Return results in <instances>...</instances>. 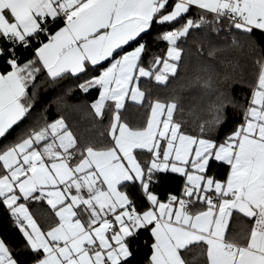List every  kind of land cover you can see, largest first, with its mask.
<instances>
[{
	"label": "snow or ice",
	"instance_id": "snow-or-ice-1",
	"mask_svg": "<svg viewBox=\"0 0 264 264\" xmlns=\"http://www.w3.org/2000/svg\"><path fill=\"white\" fill-rule=\"evenodd\" d=\"M0 222V264H264V0H0Z\"/></svg>",
	"mask_w": 264,
	"mask_h": 264
},
{
	"label": "trees",
	"instance_id": "trees-1",
	"mask_svg": "<svg viewBox=\"0 0 264 264\" xmlns=\"http://www.w3.org/2000/svg\"><path fill=\"white\" fill-rule=\"evenodd\" d=\"M255 69L250 66L249 68V78H251V73H253ZM183 74V69H182ZM143 86V85H142ZM130 119L137 120L139 119V114H137L134 110L129 111ZM71 119L76 122L77 130L80 134L85 137L95 134L96 130L92 129L91 121L87 117H82L81 114L73 113ZM4 224L0 222V230H3Z\"/></svg>",
	"mask_w": 264,
	"mask_h": 264
}]
</instances>
